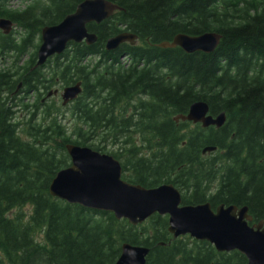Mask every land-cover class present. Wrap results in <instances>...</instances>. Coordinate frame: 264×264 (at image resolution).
Instances as JSON below:
<instances>
[{
	"label": "trees",
	"instance_id": "trees-1",
	"mask_svg": "<svg viewBox=\"0 0 264 264\" xmlns=\"http://www.w3.org/2000/svg\"><path fill=\"white\" fill-rule=\"evenodd\" d=\"M12 1L0 0V17L18 28L0 31V264H114L125 242L150 247L146 264H243L206 241L173 239L167 216L132 226L49 186L71 163L66 144L112 146L128 182L172 183L185 204L248 206L264 219V0H109L123 10L88 24L97 42L70 43L39 67L42 28L83 0ZM122 32L137 44L107 50ZM206 32L222 35L212 53L158 46ZM77 82L70 104L46 98ZM197 101L224 111L225 125L174 120ZM207 146L217 150L204 155Z\"/></svg>",
	"mask_w": 264,
	"mask_h": 264
},
{
	"label": "water",
	"instance_id": "water-1",
	"mask_svg": "<svg viewBox=\"0 0 264 264\" xmlns=\"http://www.w3.org/2000/svg\"><path fill=\"white\" fill-rule=\"evenodd\" d=\"M122 10L121 6L109 0H83L58 24L42 28L36 67L44 65L55 55H61L71 42L94 44L98 36L89 32L87 25L92 22L100 24ZM13 26L12 20L0 17V30L4 34H9ZM221 39L222 35L217 32L200 35L179 33L171 41H163L158 46L180 47L187 53H212ZM136 40L137 35L123 32L107 39L106 49H116L127 41L135 44ZM53 93L58 91L49 96ZM81 93V82L65 87L61 94L63 105ZM174 120L200 123L204 128H221L227 115L225 112L214 115L206 101H197L190 105L187 114L177 115ZM66 150L71 165L56 173L49 186L51 196L95 211L113 213L117 219H126L134 226L154 214L168 215V231L174 238L189 234L197 240L212 243L221 252L238 250L245 255L248 264H264V229L260 230L264 221L257 228L250 227L248 220L252 217L248 206L221 204L213 209L209 202L183 205L181 192L172 183L150 188L134 184L122 178L121 163L114 156L71 143L66 144ZM216 150L215 146H207L203 154ZM149 252V247L124 243L115 264H145Z\"/></svg>",
	"mask_w": 264,
	"mask_h": 264
},
{
	"label": "flooded vegetation",
	"instance_id": "flooded-vegetation-1",
	"mask_svg": "<svg viewBox=\"0 0 264 264\" xmlns=\"http://www.w3.org/2000/svg\"><path fill=\"white\" fill-rule=\"evenodd\" d=\"M181 194H183V192L181 193ZM207 202H209L211 205H212V208L213 209H215L217 206H219V205H221V204H224L225 206H228V205H226L225 203H221V204H218L217 206H215V207H213V204H212V202H210V201H205V202H200V203H193V205L194 204H201V203H207ZM184 203V202H183ZM185 204V203H184ZM187 205H190V204H187ZM232 205H234V204H232ZM250 214V213H249ZM251 215V214H250ZM261 221H264V219H261V220H256L253 216H252V219L251 220H248V224H249V226H251V227H255V228H257V226L256 225H259L260 224V222ZM264 229V224H263V226L260 228V230H263ZM217 251V250H216ZM218 253H223V254H228V255H234V257L232 258V259H230L229 261L231 262V263H236L238 260L236 259V256H239L240 257V259L242 260V263L243 264H248V262H247V258L243 255V254H241L239 251H237V250H233V251H228V252H219V251H217Z\"/></svg>",
	"mask_w": 264,
	"mask_h": 264
},
{
	"label": "rangeland",
	"instance_id": "rangeland-1",
	"mask_svg": "<svg viewBox=\"0 0 264 264\" xmlns=\"http://www.w3.org/2000/svg\"><path fill=\"white\" fill-rule=\"evenodd\" d=\"M10 6L13 7V8H18V7H23V4L21 3V1L13 0L10 3ZM15 30L18 31V28L14 26L12 31H15ZM111 150H112V146H107V148L105 150V153H111ZM26 210H28V208Z\"/></svg>",
	"mask_w": 264,
	"mask_h": 264
}]
</instances>
